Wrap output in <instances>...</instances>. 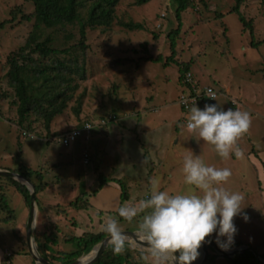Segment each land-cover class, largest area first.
I'll return each instance as SVG.
<instances>
[{
    "label": "rangeland",
    "instance_id": "rangeland-1",
    "mask_svg": "<svg viewBox=\"0 0 264 264\" xmlns=\"http://www.w3.org/2000/svg\"><path fill=\"white\" fill-rule=\"evenodd\" d=\"M193 2L196 8L191 5L180 14L175 55L169 37L179 25L175 0H148L141 4L137 0H120L112 25L87 27L85 38L81 37L77 22L43 25L37 33L40 40L52 35L54 46L69 49V52L52 55V59H73L82 68L84 64L86 72L84 80L75 74L77 71L71 75V85L77 84V89L67 108L47 129L36 112L29 114L25 128L19 126L18 97L8 76V56L23 46L35 30V19L20 16L32 13L34 4L29 0H0V22L8 21L0 30V167L14 171L24 166L43 173L49 186L46 192L52 224L46 229V217L39 212L37 202L33 240L41 255L35 239L40 229L48 233L51 230L49 235L55 234L56 238L49 236L50 242L56 239L55 249H77L76 240L63 242L62 233H76L71 223L76 210L69 204L77 198L80 188L86 190V175L93 174L95 168L104 171L106 166L123 168L126 175L123 179L132 183V192L136 191L138 197L134 205H138L150 194L152 179L158 181L161 190L172 194L195 190L185 184L182 171L183 156L192 152L205 164L231 169L230 177L222 184L229 191L243 195L242 211L248 215L247 221L240 215L234 217L238 232L231 247L250 246L256 257L264 259V180L261 178L264 170V0L240 1V11L250 27H246L239 12L233 10L236 0ZM13 9H17L19 15L11 20ZM82 13L86 15V9L83 8ZM128 21L140 22L144 28L131 30L122 25ZM171 55L173 60L166 61ZM157 56H160L158 61L153 59ZM181 63H189V71L201 88L211 86L217 92L215 98H208L197 106L203 108L205 103H217L224 109L238 107L249 112V128L234 145L242 153L239 157L231 150L228 157H221L214 145L186 128L188 110L179 102L185 90L180 79ZM80 96L83 104L77 115L74 110ZM232 97L237 102L232 103ZM113 114L118 122H108V126L119 127L125 115L127 122L134 124L131 130L127 127L132 123L121 125L126 128L125 137L117 141L122 145V153L110 154L104 144L106 140L101 139L98 147L93 148L90 143L91 158L84 161L83 148L88 144L85 138L70 146L58 141L60 135L76 128L83 120L97 124ZM98 125L99 129L103 128ZM26 130L34 137L24 135ZM155 146L160 153L158 158L152 154ZM35 176L33 174L32 179L37 182ZM3 190L0 251L3 250L5 256L11 254V264H38L29 253V209L23 196L13 186ZM4 198L8 208L14 210L16 220L5 219L9 213L1 211ZM60 206L62 216L56 213ZM120 216H113L119 229L136 231L143 212L131 219ZM214 236L215 233L211 234L215 243ZM126 241L136 250L148 252L147 247L133 239ZM213 252L216 251L213 249Z\"/></svg>",
    "mask_w": 264,
    "mask_h": 264
},
{
    "label": "trees",
    "instance_id": "trees-1",
    "mask_svg": "<svg viewBox=\"0 0 264 264\" xmlns=\"http://www.w3.org/2000/svg\"><path fill=\"white\" fill-rule=\"evenodd\" d=\"M28 1V0H27ZM34 4V11L30 14H21L22 19L32 20L35 19V30L32 31L25 44L14 51L8 56V63L10 65L8 76L11 84L15 87L16 95L18 97V124L21 128H25L24 122L27 120L31 112H36L44 120V125L47 129H50V124L55 117L62 114L68 106V102L72 100L73 93L77 89V84L71 85L72 74L78 75L80 80L86 78V72L83 64V68L79 66V63L73 59L61 60L52 59V55L58 53L69 52L68 48L59 49L54 46V37L52 35L46 36L43 40L38 37V32L43 25L51 27L55 25H65L66 23L74 24L77 22L80 25L81 37H86V29L104 27L108 28L112 25L116 7L120 0H29ZM148 0H137L138 4L147 2ZM237 5L233 8L234 11H238L240 19L244 22L246 27H250V22L240 11V1L236 0ZM177 4L176 14L179 20V25L176 29L169 33L171 40L172 53H176L177 38L179 36L181 28V12L186 10L189 6L195 3L193 0H175ZM86 9V15L82 13V9ZM196 8V7H195ZM197 11V10H196ZM199 12V11H197ZM11 20L18 17L17 9L11 11ZM8 21L0 22V30L4 27ZM127 28L143 29L144 25L140 22L128 21L122 23ZM255 45V42L252 43ZM146 45V44H145ZM152 57V56H151ZM174 57L169 56L166 61L173 60ZM158 61L160 56L153 58ZM180 79L183 78L186 71H189V63L180 64ZM184 72V74H183ZM79 104L75 108V113L80 114L83 104V98H78ZM83 120L76 128L67 130V132L74 129H83L85 124L89 121ZM26 128H29L26 126ZM94 130L92 131L93 135ZM23 134H31V131H23ZM92 137V136H91ZM91 137L88 139H91ZM84 135H80L72 144L74 145L80 139L84 140ZM49 141V140H46ZM71 144V145H72ZM64 146V145H63ZM70 146V145H69ZM89 154V161L91 154L88 151L86 145L83 148V155L85 152ZM23 169L14 170V172L21 173L23 176L31 180L36 187V200L38 202L39 212H42L41 204L38 200V192L44 190L48 184L44 180L43 173L22 167ZM10 170V169H9ZM35 174L37 182L32 179V175ZM98 178L100 180V186H102L108 178L99 173ZM112 181H116L122 188V201L129 199L128 186L122 179L112 178ZM3 184H11L20 192L26 203L27 209L30 208V190L28 187L11 177L0 175V197H4ZM87 191L80 188V193L69 204L73 208H87L88 201L85 198ZM134 205V204H133ZM5 198L1 203V211H8L9 216L5 219L16 220L17 216L13 209L8 208ZM63 211V210H62ZM123 217V216H120ZM49 233L47 230H39L36 242L39 251L42 256L50 262H58L60 264H68L76 260L77 258L88 254L93 247L100 243L106 236L110 235L106 230L99 233H85L81 237L70 236L68 241L76 240L77 249L75 251H63L62 249H53L51 244L56 243L54 240L50 242ZM55 235V234H54ZM51 237V236H50ZM264 243V240L262 241ZM51 243V244H49ZM233 246V245H232ZM113 244H110L103 252L101 257L92 264H143L145 252L142 250H136L131 247L130 243L125 241L124 250L121 253L113 252ZM28 253V252H27ZM12 256L3 255L1 264H11ZM236 264H261L257 259L255 253L252 250H245L244 252L234 255Z\"/></svg>",
    "mask_w": 264,
    "mask_h": 264
},
{
    "label": "clouds",
    "instance_id": "clouds-1",
    "mask_svg": "<svg viewBox=\"0 0 264 264\" xmlns=\"http://www.w3.org/2000/svg\"><path fill=\"white\" fill-rule=\"evenodd\" d=\"M205 96L215 98V93L208 90ZM250 122L248 111L238 107L224 109L217 103H205L201 108L193 102L186 116V128L214 145L224 158L230 150L237 157L242 154L234 145L248 130ZM182 171L185 184L195 190L172 194L161 190L158 181L152 179L146 199L138 205H122L118 210L128 219L143 212L137 238L146 243L152 264H191L200 255L202 243L212 242L213 233L215 243L222 250H229L238 232L234 217L240 215L248 220L247 213L242 211L243 195L229 191L222 184L230 177L231 169L205 164L199 155L188 152L183 156ZM104 227L110 233L113 252L121 253L126 234L113 218H108Z\"/></svg>",
    "mask_w": 264,
    "mask_h": 264
},
{
    "label": "crops",
    "instance_id": "crops-1",
    "mask_svg": "<svg viewBox=\"0 0 264 264\" xmlns=\"http://www.w3.org/2000/svg\"><path fill=\"white\" fill-rule=\"evenodd\" d=\"M232 99H233L232 101L237 102L236 99H234L233 97H232ZM205 100H208V99H204L201 102H204ZM127 119H128V117H126V115H125V118L123 120L119 119V120H122V122L119 124L125 126L126 124H128L130 122V120L127 122ZM99 122L100 121H98L97 124L93 125L94 132H93V135L91 137L92 140L90 142H88V144L86 145L88 151L89 152L91 151L89 149L91 142H92V147L95 148V147H98L101 139H104V140H106V142L104 143L106 146V150H108L110 154H115L113 152L122 153L123 152L122 145H118L117 141L122 140V138L125 137L124 132H125L126 128L121 127V125H119V124H118L119 127L118 126L116 127L114 124H111L110 126H108V123H107V124L103 125V128L99 129V125H98ZM114 122H118V121H114ZM130 123H132V122H130ZM127 128L130 130L133 129L134 124L132 123L131 126L127 127ZM111 130H112V133H111ZM152 154L154 156L157 155V158L160 157V156H158V155H160V153L156 151V146L154 149V153H152ZM162 156L164 157V155H162ZM257 156L259 158L261 157L260 152L258 153ZM254 159H256V158L254 157ZM0 169H4V168L0 167ZM5 169L7 170V168H5ZM153 170H154V168H153ZM153 170H152V172H154ZM99 173L103 174L106 178L109 179L102 186H100V180L98 178ZM262 173H263V175L261 176V178L264 180V170ZM125 177H126V175H125V171L123 170V168H121V167L117 168V166H112V167L106 166L105 171H104V169H101L100 167L95 168V170L93 171V174L89 173L86 175L85 180H86L87 195L85 198L88 201V205H87L88 207L87 208H80V209L75 208L76 212H75V214H72V216H71V223L75 226L73 229H74V232L76 231V233H73V234L67 233L66 234L65 232H63L62 233V236H64L63 242L68 240V238L70 236L81 237L82 235H84L85 233H88V232L99 233L101 231H105L104 226H105L106 221L108 220V218L115 219L113 216L118 217L120 215L118 210L122 205L132 206L133 204H136L138 197H137L136 191L133 190V192H132L133 188H132L131 182L126 183V185L128 186L129 199L123 202L122 201L121 185L118 182L111 180L112 178H115V179H122L124 181L123 178H125ZM260 183L262 185L261 180H260ZM1 185L3 186V189H7L8 187H11L8 184H3V182L1 183ZM48 187L49 186H47L44 190L38 192V194H37V197H38L40 204H43V205H41V207H42V213L46 217V224H45L46 229H50V225L52 224L51 219L48 215L49 209H50L48 206L49 205V199H48L47 192H46ZM0 189H1V187H0ZM54 192L52 191V195H55ZM147 196H148V194H146L144 197L147 198ZM62 210H63V208L60 206L57 209L56 213H58L59 216H62V214H63ZM52 212H53V210H52ZM55 225L57 226V223ZM120 230H122V229H120ZM49 231H51V230H49ZM50 236L56 238L54 233ZM53 240H54V242L56 241V239H53ZM55 244L56 243L51 244L53 249L56 248ZM60 249H62V248H60ZM63 251H65V250H63ZM199 252H200V255L197 257V259L195 261H197L200 258L201 254L203 253L202 246L199 248ZM2 258H3V250L0 251V264H1ZM192 262H194V261H192ZM143 264H152V257L149 254V252L145 253ZM206 264H232V262L225 257L219 256L217 254V252H213V249H212V250H210L209 261Z\"/></svg>",
    "mask_w": 264,
    "mask_h": 264
},
{
    "label": "water",
    "instance_id": "water-1",
    "mask_svg": "<svg viewBox=\"0 0 264 264\" xmlns=\"http://www.w3.org/2000/svg\"><path fill=\"white\" fill-rule=\"evenodd\" d=\"M0 175L11 177L19 182L25 184L28 189L30 190V208L27 220V243L29 246V253L31 254L32 258L38 264H56L50 262L49 260L45 259L37 250L34 240H33V233H34V224L37 215V200H36V187L34 183L31 182L28 178L23 176L21 173H17L11 170L0 169ZM122 233L126 234L127 239H133L137 244L146 246V243L140 241L137 238V230H121ZM209 239L206 237V240ZM112 244L110 235L106 236L100 243L96 244L93 249L86 255H83L71 263L68 264H92L96 262L106 248ZM203 253L197 261H194L191 264H206L210 258V250L214 249L219 256L225 257L232 262V264H236L234 260V255L237 253L244 252L245 250L249 249L252 250L250 246H239V247H231L229 250H222L217 244L214 242L211 243H202ZM258 260L261 264H264V259H262L259 255H257Z\"/></svg>",
    "mask_w": 264,
    "mask_h": 264
},
{
    "label": "built area",
    "instance_id": "built-area-1",
    "mask_svg": "<svg viewBox=\"0 0 264 264\" xmlns=\"http://www.w3.org/2000/svg\"><path fill=\"white\" fill-rule=\"evenodd\" d=\"M164 16V14H162ZM182 83L185 86V90L181 92L179 97V102L184 110H188L193 102L196 104H199L204 99H208L211 97L205 96V93L208 90H211L215 93V97L217 96V92L214 91V89L211 86H206L201 88L198 85V82L194 79L192 76V73L190 71H186L182 78ZM117 116L116 115H109L106 119L101 120L99 122L101 125H105L108 122L116 121ZM93 123L87 122L83 129H74L72 131L66 132L58 137V141H60L64 146L71 145L80 135H84L85 139L88 141V139L92 136L93 131ZM30 135L31 137H34L33 134H26ZM84 161H89V154L86 151L83 155Z\"/></svg>",
    "mask_w": 264,
    "mask_h": 264
}]
</instances>
